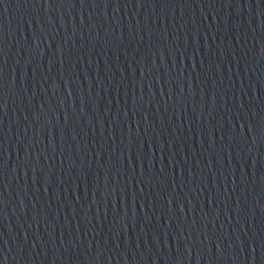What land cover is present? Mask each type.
I'll use <instances>...</instances> for the list:
<instances>
[{"label":"water","instance_id":"obj_1","mask_svg":"<svg viewBox=\"0 0 264 264\" xmlns=\"http://www.w3.org/2000/svg\"><path fill=\"white\" fill-rule=\"evenodd\" d=\"M0 264H264V0H0Z\"/></svg>","mask_w":264,"mask_h":264}]
</instances>
